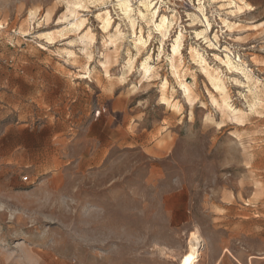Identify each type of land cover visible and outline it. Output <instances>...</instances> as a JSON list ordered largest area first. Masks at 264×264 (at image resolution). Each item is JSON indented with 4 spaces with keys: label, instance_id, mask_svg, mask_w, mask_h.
Segmentation results:
<instances>
[{
    "label": "rangeland",
    "instance_id": "rangeland-1",
    "mask_svg": "<svg viewBox=\"0 0 264 264\" xmlns=\"http://www.w3.org/2000/svg\"><path fill=\"white\" fill-rule=\"evenodd\" d=\"M129 1L0 0V264H264V0Z\"/></svg>",
    "mask_w": 264,
    "mask_h": 264
},
{
    "label": "bare ground",
    "instance_id": "bare-ground-1",
    "mask_svg": "<svg viewBox=\"0 0 264 264\" xmlns=\"http://www.w3.org/2000/svg\"><path fill=\"white\" fill-rule=\"evenodd\" d=\"M118 2H119V6H120V8H121V10L123 11V13L125 14L124 16H126V18L127 19H129L130 20V22L132 23V18H131V13H132V11H133V9L131 8V5H130V1L129 0H118ZM140 3L142 4V6L144 7V9L146 10V11H149V9L152 7V3L151 2H149V1H140ZM145 11V12H146ZM140 15H144L143 13H142V10H140V9H138V11H137ZM155 13H156V10L154 9V11L153 12H151V14L154 16L155 15ZM100 18V17H99ZM111 19H110V17H109V15H108V13H106L105 14V18H104V26L105 27H108L109 25H110V23H111V21H110ZM134 22V21H133ZM165 22H166V17L165 16H163V15H161V17H160V19H159V22L157 23V24H155V26L158 28V29H160V28H164V26H165ZM130 24V23H129ZM133 24V23H132ZM131 26V25H130ZM132 26H134V25H132ZM116 32H117V29H116ZM202 32V31H201ZM198 33V32H197ZM179 36V35H178ZM139 42L142 40V38L141 37H138V39H137ZM177 44H178V40H176L175 41V44L173 45V53L174 54H179V49H178V47H177ZM196 51V50H195ZM195 53V52H194ZM180 55V54H179ZM226 58V60L224 61L225 63H226V65L228 66V67H232V62H231V60H230V58H229V56L226 54V56H225ZM200 58H202V57H200ZM204 63H203V62ZM202 63L203 64H205L206 63V61L204 60V59H202ZM222 61V60H221ZM205 66V65H204ZM149 67H145V69L147 70ZM207 69V68H206ZM149 70V69H148ZM211 70V69H210ZM212 71H214V70H212ZM211 71V72H212ZM209 72V71H208ZM216 72V71H215ZM214 72V73H215ZM213 73V72H212ZM212 73H210V74H212ZM211 79L213 80V86H215L216 85V87L217 88H219L221 91H224L225 90V88H224V83H222V81H221V79H220V77H219V75H218V73H216V74H212L211 75ZM182 86H183V90H185V92H186V94H187V98H189V96H190V89H189V87L187 86V84H182ZM221 93V92H220ZM225 96V95H224ZM226 97V96H225ZM187 100V99H186ZM223 101V100H222ZM224 108L225 109H227V110H230L231 108H232V106L231 105H229L226 101H224ZM237 111V110H236ZM233 112H234V110H233ZM239 113V112H238ZM195 234V233H194ZM191 235V234H190ZM196 235V234H195ZM198 237V236H197ZM198 239V238H197ZM193 240H194V238H193ZM199 240V239H198ZM195 241H196V238H195ZM190 242V245H189V250L186 252V253H184L182 256H181V258L179 259V263L178 264H197L196 263V261H197V254L199 253L198 251H197V249H196V246H195V244H194V242L193 243H191V240L189 241ZM189 244V243H188ZM199 250V249H198Z\"/></svg>",
    "mask_w": 264,
    "mask_h": 264
}]
</instances>
